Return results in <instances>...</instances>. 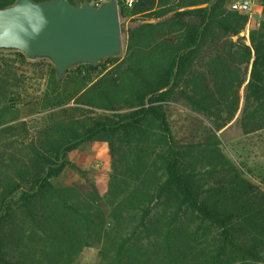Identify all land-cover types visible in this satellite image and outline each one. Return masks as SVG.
I'll return each mask as SVG.
<instances>
[{
	"label": "trees",
	"instance_id": "1",
	"mask_svg": "<svg viewBox=\"0 0 264 264\" xmlns=\"http://www.w3.org/2000/svg\"><path fill=\"white\" fill-rule=\"evenodd\" d=\"M258 1L244 40L233 0H119L135 22L124 55L61 80L49 59L0 50V264H74L95 244L99 264H264V188L218 136L239 112L244 134L264 130ZM172 104L205 133L176 138ZM88 142L109 148L105 195L70 159ZM67 168L80 178L58 186Z\"/></svg>",
	"mask_w": 264,
	"mask_h": 264
},
{
	"label": "water",
	"instance_id": "2",
	"mask_svg": "<svg viewBox=\"0 0 264 264\" xmlns=\"http://www.w3.org/2000/svg\"><path fill=\"white\" fill-rule=\"evenodd\" d=\"M121 19L118 0L98 6L89 0H16L0 7V50L49 59L61 80L76 65H97L125 52Z\"/></svg>",
	"mask_w": 264,
	"mask_h": 264
},
{
	"label": "rangeland",
	"instance_id": "3",
	"mask_svg": "<svg viewBox=\"0 0 264 264\" xmlns=\"http://www.w3.org/2000/svg\"><path fill=\"white\" fill-rule=\"evenodd\" d=\"M234 1V0H233ZM256 2H259L256 0ZM249 14V22L252 24L246 25L245 29L241 32V38L246 40L248 33L251 28H256L255 21L259 22L262 19V14L260 18H253L252 12ZM125 27L124 38L126 40V34L130 27H132L135 22L131 20L121 19ZM123 52L121 55H124ZM37 60V59H36ZM242 112L236 116L233 122H231L226 128L218 132V136L221 140V147L223 151L230 157L232 160L241 167L244 171L246 177L259 184L264 188V164L263 166H254L246 158L245 151L242 152V145L244 143L249 144L248 142H242L243 133L240 118ZM169 120L172 126L173 134L176 138H191L197 137L201 134H204L205 130L203 128L204 123L203 118L196 113L192 112L189 108L183 104H172L169 107ZM251 134V133H250ZM251 135H263L264 130L254 132ZM238 142V145L235 143ZM264 148V138L262 143ZM96 145V146H94ZM252 153V152H251ZM256 154V153H254ZM262 154V153H260ZM264 157V153L262 155ZM70 159L81 167L89 170L91 177L96 181L100 192L102 195L106 194L109 174L111 172V157L109 153L108 145L104 142H88L83 144L80 148L72 151L70 153ZM80 178L77 171L72 168H67L62 173L60 177L54 178L53 181L58 186H64L70 184ZM100 245L95 244L91 247H87L83 252L77 257L74 264H99L100 263Z\"/></svg>",
	"mask_w": 264,
	"mask_h": 264
},
{
	"label": "crops",
	"instance_id": "4",
	"mask_svg": "<svg viewBox=\"0 0 264 264\" xmlns=\"http://www.w3.org/2000/svg\"><path fill=\"white\" fill-rule=\"evenodd\" d=\"M261 14H263V6L261 5L260 2H256V5L252 10V16H253V18L254 17L260 18ZM249 24H252V22H249ZM255 24H256L255 26H257L259 24V22L255 21ZM251 134L243 135L242 142H248L249 144L244 143L242 145V152L244 153L245 151L248 150L247 152H249V153H245L247 160L252 165L260 167V166H263V164H264V157L262 156L264 153V148H263L262 144H260V143H262L264 137H263V135H251ZM94 143H97V142H94ZM235 144L238 145V142H236ZM94 146H96V145H94ZM254 153H256V154H254ZM260 153H262V154H260Z\"/></svg>",
	"mask_w": 264,
	"mask_h": 264
},
{
	"label": "built area",
	"instance_id": "5",
	"mask_svg": "<svg viewBox=\"0 0 264 264\" xmlns=\"http://www.w3.org/2000/svg\"><path fill=\"white\" fill-rule=\"evenodd\" d=\"M105 0H96L92 2L94 5L98 6ZM119 1V0H118ZM137 0H125V4L132 7ZM256 5V0H234L231 4L233 10L239 11L241 13H250Z\"/></svg>",
	"mask_w": 264,
	"mask_h": 264
}]
</instances>
